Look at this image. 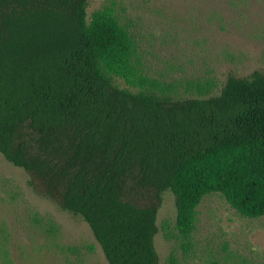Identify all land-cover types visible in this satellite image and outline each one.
Wrapping results in <instances>:
<instances>
[{
	"label": "trees",
	"instance_id": "16d2710c",
	"mask_svg": "<svg viewBox=\"0 0 264 264\" xmlns=\"http://www.w3.org/2000/svg\"><path fill=\"white\" fill-rule=\"evenodd\" d=\"M89 1L0 0V154L88 224L108 264H160L166 191L184 248L209 193L264 216V70L181 96L143 73L113 7L87 19Z\"/></svg>",
	"mask_w": 264,
	"mask_h": 264
},
{
	"label": "rangeland",
	"instance_id": "374dc122",
	"mask_svg": "<svg viewBox=\"0 0 264 264\" xmlns=\"http://www.w3.org/2000/svg\"><path fill=\"white\" fill-rule=\"evenodd\" d=\"M107 5L130 31L143 73L181 96L218 94L229 75L264 70V0H90L87 19ZM28 178L0 154V264H108L88 224ZM156 224L160 264L264 262V216L239 214L220 193L202 199L187 248L169 191Z\"/></svg>",
	"mask_w": 264,
	"mask_h": 264
}]
</instances>
